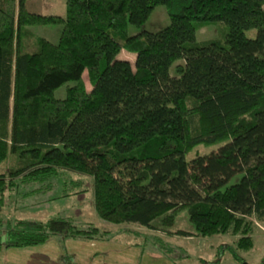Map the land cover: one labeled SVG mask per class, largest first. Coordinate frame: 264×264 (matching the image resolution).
I'll use <instances>...</instances> for the list:
<instances>
[{
    "label": "trees",
    "instance_id": "1",
    "mask_svg": "<svg viewBox=\"0 0 264 264\" xmlns=\"http://www.w3.org/2000/svg\"><path fill=\"white\" fill-rule=\"evenodd\" d=\"M27 1L0 0V164L9 165L0 211L20 187L35 186L24 200L51 195L66 171L78 180L60 198L86 193L92 180L95 212L111 225L171 233L188 210L196 236L232 235L239 250L251 249L264 222V0H66V18L32 12ZM161 5L170 26L128 34ZM209 24L218 38L197 42ZM43 25L63 26L57 44L31 30ZM123 51L135 54V68ZM70 82L77 85L55 98ZM111 234L61 215L0 216V249L56 236L109 242Z\"/></svg>",
    "mask_w": 264,
    "mask_h": 264
},
{
    "label": "rangeland",
    "instance_id": "2",
    "mask_svg": "<svg viewBox=\"0 0 264 264\" xmlns=\"http://www.w3.org/2000/svg\"><path fill=\"white\" fill-rule=\"evenodd\" d=\"M27 5L32 12H36L45 16H59L66 18L67 5L66 0H28ZM171 24V18L166 6H158L143 28L130 26L128 34L130 36L148 31L157 33L167 28ZM62 25H43L31 27V30L38 36H41L50 42L57 44L62 32ZM254 36L255 32L250 33ZM217 25L209 24L206 28L197 33V42H205L218 38ZM121 59L131 60L135 68V54L123 51L120 55ZM184 64V60L177 61L170 70L171 76H177L176 66ZM83 82L88 90H92V83L88 71L83 74ZM77 85L76 82H70L55 92V98L63 99L66 97L67 89ZM224 143L212 145H200L194 148L186 155L189 162L198 155H207L217 151ZM9 169V165L0 164V173ZM61 176L55 180L56 190L51 195H43L41 197H29L24 200V192L28 193L35 189L30 185L28 188L20 187L16 192H7V201L4 208L0 211V216L6 219H20L28 221L47 222L57 215L64 217H72L77 226L85 224H93L102 231L110 230L111 236L109 242L98 241L96 244L91 242H81L71 240L66 248H62L63 242L60 236H56L45 245L26 248V249H0V264H31L39 258L47 259L51 264H67L75 263L82 260L88 264L93 257L89 255L94 250H102L100 259L93 261L94 264L104 263L106 259H116L117 261H159L165 260L154 256V252L161 250V255L170 256L171 260L177 264H262L264 261V222L258 223L253 238V247L249 250H239L237 241L239 237L232 235H224L212 238H202L199 236L193 239H174V235L178 231H196L195 226L191 223L188 210L181 211L176 217L175 225L171 229V233L162 231L161 234L146 231L139 226H113L101 220L94 209V191L92 180L85 179L88 190L84 194H76L66 198H60L64 194V190L69 186L70 179L78 180V177L66 171H60ZM242 175L234 177L229 186L238 184ZM64 186H66L64 188ZM57 200H49L50 198ZM157 225V224H156ZM159 226V223H158ZM176 230V231H175ZM141 231H143L141 233ZM158 231V230H155ZM174 231V232H173ZM166 235H165V234ZM140 244L130 248L126 244ZM125 244V245H124ZM161 244L163 247H161ZM92 245L95 248H92ZM84 247L86 253L80 258L77 250ZM145 250L146 254L141 258L140 252ZM155 250V251H154ZM163 253V254H162ZM163 255V256H164ZM127 258V259H126ZM109 262V261H108Z\"/></svg>",
    "mask_w": 264,
    "mask_h": 264
},
{
    "label": "crops",
    "instance_id": "3",
    "mask_svg": "<svg viewBox=\"0 0 264 264\" xmlns=\"http://www.w3.org/2000/svg\"><path fill=\"white\" fill-rule=\"evenodd\" d=\"M129 61H131V60H129ZM114 226V225H113ZM132 226H139V225H132ZM116 227H118V226H116ZM140 228H143V229H145L146 231H148V232H151V230H149V229H146V228H144V227H141V226H139ZM176 231V230H175ZM182 231V230H181ZM143 231H141V233H142ZM152 232L153 233H157V234H161V236H163V233H162V231H154V230H152ZM151 232V233H152ZM174 232V231H173ZM184 232H187V233H189L191 236L190 237H182V236H179V235H174V236H172V237H174V239H184V240H187V239H193L194 237H196V235H197V233H196V231H194V232H189V231H184ZM165 234V233H164ZM166 235V234H165ZM71 240H68V241H66L65 243H64V246H62V248H66L67 247V245H68V243L70 242ZM82 242V241H81ZM93 245L94 244H96V242H91ZM92 245V248H95L94 246ZM125 245V244H124ZM134 245H136L137 246V249H139L140 248V244H138V243H133V244H126V246L127 247H130V248H133V247H135ZM78 251V253L80 254V258L81 257H83V255L86 253V251H85V249H84V247L82 248V250L80 251V250H77ZM155 251V250H154ZM162 252L161 250H157V252L155 253L154 252V256H156L157 258H160V259H165V260H159V261H152V262H150V261H131V262H128L127 260L126 261H121V263H119L120 261H117L116 259H110V260H108V259H106L107 261H105L104 263H99V264H177L176 262H174L173 260H171V258L169 257H167V256H165L163 253V255H161L160 254V252ZM103 251L102 250H94L90 255H89V257H91V255H93V257L92 258H90L91 259V261L88 263V264H94L93 263V261L94 260H96V259H100V253H102ZM144 252H147V251H145V250H142L141 252H140V255H141V258L142 257H144L146 254H149V253H146V254H144ZM127 259V258H126ZM109 261V262H108ZM31 264H51V262L49 261V260H47V259H44V258H38L37 259V261H34L33 263H31ZM69 264V263H68ZM73 264H85L82 260L80 261V260H78L77 262H75V263H73Z\"/></svg>",
    "mask_w": 264,
    "mask_h": 264
}]
</instances>
